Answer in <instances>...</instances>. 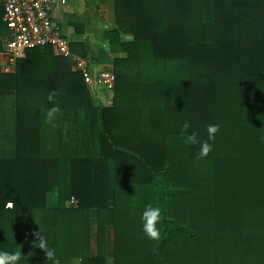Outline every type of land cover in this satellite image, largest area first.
I'll return each instance as SVG.
<instances>
[{
    "label": "trees",
    "instance_id": "trees-1",
    "mask_svg": "<svg viewBox=\"0 0 264 264\" xmlns=\"http://www.w3.org/2000/svg\"><path fill=\"white\" fill-rule=\"evenodd\" d=\"M115 18L109 106L51 47L0 70V252L52 264L42 238L59 264H108L111 230L113 264H264V0H116Z\"/></svg>",
    "mask_w": 264,
    "mask_h": 264
},
{
    "label": "built area",
    "instance_id": "built-area-1",
    "mask_svg": "<svg viewBox=\"0 0 264 264\" xmlns=\"http://www.w3.org/2000/svg\"><path fill=\"white\" fill-rule=\"evenodd\" d=\"M63 0H0L2 21L7 39L0 52V69L4 74L15 72L18 60L27 50L51 47L55 55L70 58L72 69L79 72L90 87L101 84L108 92L115 86L113 71H100L92 76L86 59L74 56L70 45L53 21L55 9ZM69 205L76 204L72 198ZM7 207H11L10 204Z\"/></svg>",
    "mask_w": 264,
    "mask_h": 264
},
{
    "label": "crops",
    "instance_id": "crops-1",
    "mask_svg": "<svg viewBox=\"0 0 264 264\" xmlns=\"http://www.w3.org/2000/svg\"><path fill=\"white\" fill-rule=\"evenodd\" d=\"M115 1L63 0L53 14V21L62 36L68 40L71 53L88 61L92 76L100 71H113L115 60L124 57L122 53H119L116 45L112 44L111 33L116 22ZM0 38L4 44L7 33L3 31ZM124 39L126 38L124 37ZM92 90L94 98L100 105L109 106L112 103V96L109 97L110 92L101 84L96 83ZM92 217L91 248L96 249V217L94 214ZM113 247V233L110 230L108 236L109 259L113 258L111 256ZM77 262L79 260H76Z\"/></svg>",
    "mask_w": 264,
    "mask_h": 264
},
{
    "label": "clouds",
    "instance_id": "clouds-1",
    "mask_svg": "<svg viewBox=\"0 0 264 264\" xmlns=\"http://www.w3.org/2000/svg\"><path fill=\"white\" fill-rule=\"evenodd\" d=\"M55 111V109H53ZM189 125L184 124V128L187 129ZM219 131L218 124H210L207 126L208 140H214L215 134ZM186 144H196L198 143L197 133L192 132L184 138ZM211 150V145L207 142L201 143L200 146V155L206 156L207 153ZM162 209L159 206H153L151 203L144 206V210L141 213L142 221V231L144 235L151 239L157 240L160 238V230L157 227L158 223L161 221ZM40 248L44 249L46 252L47 260L52 262V264H59V261L56 259L55 249L47 247L46 243L42 241V238H39ZM20 254L19 252H0V264H19ZM79 264V262H77Z\"/></svg>",
    "mask_w": 264,
    "mask_h": 264
},
{
    "label": "rangeland",
    "instance_id": "rangeland-1",
    "mask_svg": "<svg viewBox=\"0 0 264 264\" xmlns=\"http://www.w3.org/2000/svg\"><path fill=\"white\" fill-rule=\"evenodd\" d=\"M112 96V93L110 92L109 93V97H111ZM54 204H55V199H54V196L53 195H50V197H49V205L50 206H54ZM92 228H93V220H92ZM93 234V232L91 231V235ZM96 250H97V247H96V249L95 248H91L90 249V253L91 254H95L96 253ZM18 252H19V254H20V256L22 255L21 254V251L20 250H18ZM74 264H77L76 263V261H74ZM108 264H113V258H108Z\"/></svg>",
    "mask_w": 264,
    "mask_h": 264
}]
</instances>
